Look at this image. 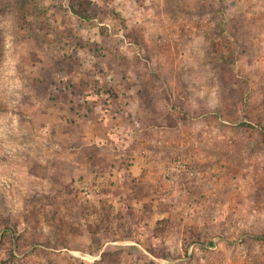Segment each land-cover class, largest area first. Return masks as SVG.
Here are the masks:
<instances>
[{"label":"rangeland","instance_id":"obj_1","mask_svg":"<svg viewBox=\"0 0 264 264\" xmlns=\"http://www.w3.org/2000/svg\"><path fill=\"white\" fill-rule=\"evenodd\" d=\"M90 1L0 0V264H264V0Z\"/></svg>","mask_w":264,"mask_h":264},{"label":"trees","instance_id":"obj_2","mask_svg":"<svg viewBox=\"0 0 264 264\" xmlns=\"http://www.w3.org/2000/svg\"><path fill=\"white\" fill-rule=\"evenodd\" d=\"M70 1V11L73 15H75L76 17L80 18V19H89L92 16V5H91V1L90 0H69ZM242 126H248L250 128H254L253 125H249L247 123H242ZM262 141H264V136H262ZM107 210V217H105L106 219H108V208L105 209ZM103 218L104 217H100L98 218V221L95 220L96 222V227L98 230L102 229V225H103Z\"/></svg>","mask_w":264,"mask_h":264},{"label":"built area","instance_id":"obj_3","mask_svg":"<svg viewBox=\"0 0 264 264\" xmlns=\"http://www.w3.org/2000/svg\"><path fill=\"white\" fill-rule=\"evenodd\" d=\"M215 241H213V245L212 246H208L207 248L208 249H214L216 247V244L214 243ZM123 244H126V245H135L137 246L136 244H134L133 242H122ZM198 249V246L196 243H192L188 246V249H187V255L188 256H191L193 254V252L197 251ZM151 260H156L155 257L149 253H146L145 251H143ZM73 254H75L76 257H78L81 262L83 264H93L94 262H97L99 260V256H100V253L97 252V253H80V252H74ZM160 264H165L167 263V261L165 260H160L159 261Z\"/></svg>","mask_w":264,"mask_h":264},{"label":"crops","instance_id":"obj_4","mask_svg":"<svg viewBox=\"0 0 264 264\" xmlns=\"http://www.w3.org/2000/svg\"><path fill=\"white\" fill-rule=\"evenodd\" d=\"M132 245V244H131ZM63 251V250H62ZM65 251V250H64ZM69 252V251H68Z\"/></svg>","mask_w":264,"mask_h":264}]
</instances>
